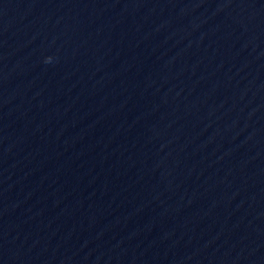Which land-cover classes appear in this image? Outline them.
<instances>
[{
  "label": "water",
  "instance_id": "95a60500",
  "mask_svg": "<svg viewBox=\"0 0 264 264\" xmlns=\"http://www.w3.org/2000/svg\"><path fill=\"white\" fill-rule=\"evenodd\" d=\"M0 264H264V0H0Z\"/></svg>",
  "mask_w": 264,
  "mask_h": 264
}]
</instances>
